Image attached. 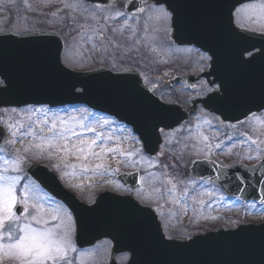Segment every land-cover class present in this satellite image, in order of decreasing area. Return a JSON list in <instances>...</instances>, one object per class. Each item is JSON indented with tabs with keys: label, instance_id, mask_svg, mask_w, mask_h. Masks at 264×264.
<instances>
[{
	"label": "water",
	"instance_id": "obj_1",
	"mask_svg": "<svg viewBox=\"0 0 264 264\" xmlns=\"http://www.w3.org/2000/svg\"><path fill=\"white\" fill-rule=\"evenodd\" d=\"M87 1L107 4L105 0ZM247 1L251 0H179L187 5L185 10L190 18L208 22L212 40L188 31L177 44H194L209 53L212 57L211 67L203 75L206 78L212 76L211 83L224 85L222 90L200 101L205 108L230 122L264 109L260 106L264 61L258 57L251 65L237 63L234 58L237 41L226 30L228 6H238ZM126 10L135 12L134 8L126 7ZM242 35L255 44L248 50L258 49L259 52L260 34L245 32ZM60 45L61 38L54 32L16 37L0 31V72L6 73L11 80V86L6 91H0V107L85 104L136 129L142 126V113L150 111L162 117L151 137V156L156 155L161 144L160 130L169 131L187 118V113L178 105L166 104L148 91L138 72L133 69L118 74L103 68L86 73L74 72L88 85L85 94L74 95L75 89L81 85L77 83L70 91L68 84L72 77L57 71L51 59V53ZM209 47L212 51L208 50ZM0 78L3 79V75ZM196 79L198 76L180 78L176 82L190 84ZM4 137L3 131L0 143ZM262 165L264 159L250 168L220 169L214 163L197 161L193 163L190 173L195 178H214L229 195L262 201ZM26 171L49 193L74 210L79 225L76 232L79 248L91 246L104 238L112 242L109 264H117L114 256L124 252L129 254L126 264H264V224L240 227L231 232L207 233L188 242L168 240L151 209L135 214L130 211V205L135 201L129 196L104 192L97 196L94 204L86 205L65 190L46 168L31 164L26 166ZM238 175L243 182L237 180ZM138 177L134 173L118 178L123 185L136 189L139 186L136 183ZM89 207L91 211H85ZM160 238H165L164 242Z\"/></svg>",
	"mask_w": 264,
	"mask_h": 264
},
{
	"label": "snow or ice",
	"instance_id": "obj_2",
	"mask_svg": "<svg viewBox=\"0 0 264 264\" xmlns=\"http://www.w3.org/2000/svg\"><path fill=\"white\" fill-rule=\"evenodd\" d=\"M106 3L109 0H105ZM112 5H115V0H110ZM65 8H70L73 11H79L84 15L85 20L91 19L97 22V27L91 28L92 33L101 41L104 39V34L107 32L106 22L117 18L123 19V24L119 29L113 28L112 31L118 32L125 28L131 30L129 39L136 35V28L129 21H139L143 16L146 25L148 21H157L163 25L165 33L162 43L168 45L169 50L182 51L175 47L177 41H182L185 33L193 31L198 33L201 38L212 40L211 32L209 31L208 22L203 19L190 18L186 12L187 5L181 4L179 0H127L125 7L134 8V13H128L116 9L113 13L104 15L105 24L99 23L100 17L98 12L107 11L99 5L90 7L83 3V0H76L74 3H66ZM245 9L258 10V14L253 18L249 17L245 21L241 17V12ZM86 14V15H85ZM52 15H55L53 13ZM62 19V18H61ZM264 21V0L259 3H242L239 6L232 4L228 6L226 30L230 32L233 38L237 41L234 58L241 65H251L259 57L264 61V28H260L261 22ZM245 23L250 26L245 27ZM251 25H256L252 27ZM84 29H88L89 25L84 24ZM260 28L261 39L259 41L260 48L258 53L250 52V47H255L254 43L248 42V37L242 35L245 32H256ZM99 29V31L97 30ZM175 34V39H173ZM16 37H31L32 32L24 29L17 30L12 33ZM83 35V33H82ZM87 39L91 41L92 35H88ZM110 44L116 48L121 47L119 43L108 38ZM145 42L150 43L157 39L156 36L151 38L145 37ZM59 43V41H58ZM141 40H136L135 44L139 45ZM130 49L125 48L127 53ZM209 51L212 48L209 47ZM152 52H157L155 45L151 48ZM247 54V55H245ZM201 60L208 61L212 57L207 54L202 55ZM57 71L72 77L68 84L71 91L77 83L81 86L75 89L74 95H83L88 91V85L84 80L74 75L77 61L73 53V46L65 41L60 47L51 53ZM3 79H0V91H6L11 86L9 76L0 72ZM224 85H219V89H223ZM208 91H213L211 88ZM260 106L264 108V80L260 82ZM7 112V110H4ZM11 112L20 117L13 121L9 117L6 125L10 140H5L6 144H15L19 142L22 145L21 149H17L15 155L8 158L7 154L0 155V264H75L77 260H81L84 256L89 255L90 249H81L77 246L75 233L78 230V221L74 216V210L63 202H55V207L49 205L45 209L43 201L45 196L39 192V185L34 182L24 183L27 179L25 176L22 179L21 173L28 164L33 162L47 161L50 167L60 173L61 178L66 174L63 169H81L83 173H88L90 170L89 161L102 160L105 155H119L121 157L139 156L140 164H147L152 167L159 163V157L165 155V146L161 145V151L157 152L155 157L149 155L152 151L151 137L156 132V124L161 122L162 117L156 113L145 111L141 115L142 126L139 129H128L121 125L119 131L128 132L126 140L134 141L137 147L133 151H125L120 146V138L117 142L109 146V142L113 141V136L105 135L97 131L98 127L109 126L116 123L113 120L103 117H97L94 113L89 112L85 108L69 111L64 109H51L46 106L34 107L26 106L22 109L12 108ZM251 119H259L255 114H251ZM219 120V118H216ZM246 119H249L246 117ZM209 123V121H205ZM223 124V121H219ZM240 123H244L241 121ZM264 123V121H262ZM235 127V125H229ZM4 131L0 128V134ZM161 131H163L161 129ZM139 132V135H135ZM93 133L92 136L86 135ZM246 139L240 141L241 144H246L249 141L256 145L258 155L264 157V149H261V142L254 139L252 136L244 134ZM20 137H31L32 142L24 144ZM196 143L191 145L193 154H200L207 150L211 152V146L208 143L209 137L202 132L194 137ZM232 138L229 137V140ZM99 141V143H98ZM171 143L166 137V144ZM188 146L185 145V148ZM217 149L221 148V144H216ZM5 149L0 147V153H5ZM69 157H74L79 163H70ZM182 158V157H181ZM253 158V157H248ZM56 161L55 163H51ZM197 161H193L196 163ZM135 163V162H134ZM264 166V165H262ZM221 167H228L223 165ZM165 171L162 174L147 173V177L151 181L159 180L160 176L166 177V184L162 182L161 188H155L151 191L159 194L158 198L168 196L172 203L181 206L185 210L188 207H199L201 210L205 207L211 208V204L207 203L204 197H215L216 193L210 190L207 185L211 182V178H201L198 183L196 180L185 181L176 180L174 177H169L167 169L168 164H164ZM93 174H111L110 169H106L103 163L95 164L91 169ZM102 170V171H97ZM73 175L76 173L73 172ZM237 180L240 182L242 178L238 175ZM145 177H140L136 182L140 186L137 191L136 201L130 205V211L135 213H143L146 209L152 208V202L143 194V182ZM23 184V187L18 185ZM178 185H184L183 190H178ZM243 191V189H240ZM224 197L221 196L222 200ZM50 199V198H49ZM191 201V205H189ZM90 201V204H94ZM155 211V209H152ZM91 211V207L85 209ZM54 213V214H53ZM165 238H160L164 242ZM166 239L170 240L171 237ZM78 255H75L77 254Z\"/></svg>",
	"mask_w": 264,
	"mask_h": 264
},
{
	"label": "rangeland",
	"instance_id": "obj_3",
	"mask_svg": "<svg viewBox=\"0 0 264 264\" xmlns=\"http://www.w3.org/2000/svg\"><path fill=\"white\" fill-rule=\"evenodd\" d=\"M74 2L76 0H0V28L9 29L13 33L24 29L31 32L46 29L54 30L62 36L63 42L67 41L69 45L73 46V53L77 61L75 70H92L102 66L113 72H120L130 67L136 68L140 70L145 84L151 90H154L160 99L167 103H177L183 109L189 108L194 100L203 98L210 92L204 79H201L191 88L179 85L170 86L169 81L180 74H200L208 70L209 60H201L200 57L204 54L189 46H175L182 49V51L178 52L169 50L168 45L162 43L165 33L163 30H158L163 29V25L160 22L148 21L146 25L143 16L140 17L138 22L130 20L129 23L133 24L136 28V35L132 39H129L131 30L128 28L123 29L122 32L118 31L114 33L112 31L113 28L119 29V26L123 24V19L109 20L106 22L108 30L104 34L103 41H101L91 31V28L97 27L96 21H92L91 19L85 20L84 15H81L79 11H73L70 8L64 7L66 3L70 4ZM126 2L127 0H115V5H112L111 2L109 6L103 7L99 5L107 10L97 13L98 17H100L99 23L105 24L103 16L113 13L116 9L124 11L123 4ZM83 3L90 7L97 6L85 3L84 0ZM53 13L55 15H52ZM257 14L258 10L245 9L241 12V17L247 21L249 17L254 18ZM84 24H88L89 28L84 29L82 27ZM248 26L250 25L245 23V27ZM251 26L256 27V25ZM260 28H264V21L261 22ZM260 28H258V31H260ZM97 30L99 31V29ZM88 35L93 36L91 41L87 39ZM153 35L157 39L146 43L144 38H151ZM109 37H112L121 47L116 48L112 46L108 39ZM136 40H141V43L136 45ZM154 45L157 48V52L151 51ZM125 48L130 50L125 53ZM212 89H217V87L213 86ZM80 108L82 107L67 109L74 111ZM5 109L7 112L4 111ZM5 109H1L0 111V125L6 131L7 140H10L11 136L8 134L6 125L3 122H7L9 117H12L13 121L20 119V117H16L11 112L12 108ZM91 113L93 112L91 111ZM94 114L97 117L108 118L95 112ZM255 116L259 117V119H251L249 116V119L243 120L244 123L220 125L215 115L209 114L198 105L195 114L187 122L175 130L162 135V145L165 146V155L159 157V163L152 167H149L147 164H140L138 155L132 157H121L118 154L105 155L102 160H91L88 162L90 165L88 173H83L79 168H65L63 171L66 174L61 178L60 173L54 171L50 167L49 162L41 161L33 163L43 165L55 172L66 189L88 204H90V201H94L98 193L103 191L130 194L136 199L137 191L140 188L131 191L129 188L123 187L116 178L121 172L140 171V177H145L142 185L143 194L151 200L152 208L158 213L163 225L164 234L167 237L186 240L199 232L213 230V228H218L222 225L223 227H233L244 222H263L264 205H252L246 211L247 214L245 216L239 215V211L241 212L242 208L240 203L235 200H227L217 189L214 190L212 188L213 185L208 184V188L212 191L214 190L216 193L215 197H204L206 204L210 203L212 205L211 208L205 207L201 210L199 207H195L194 210L190 206L185 210L181 206L172 203L168 196L158 198L159 194L151 191L155 188H161L162 182L164 186L170 187V185L166 184V177L161 175L159 180L151 181L148 179L147 173L162 174L165 171L163 165L168 164V176L187 183L192 180L189 177L188 169L194 158L205 157L216 160L224 165L244 160L241 157L248 158V153L254 152L251 155L253 158H248L247 160H257L261 156L257 153L256 145L250 141L246 144L240 143L241 140L246 139L244 134H247L257 139L258 142H261V149H264V123H262L264 121V111L255 114ZM205 121H209V123ZM121 125L116 122L109 126L98 127L97 131L113 136V141L109 142V146H112L113 143L117 142V138H120L121 148L125 151H133L137 145L134 141L124 139V137L128 136V132L119 131ZM229 125H235V127ZM201 132L209 137L208 143L214 151L208 155L203 152L204 154H194V157L191 154L189 157V154L192 152L191 145L196 143L194 137L198 136ZM86 135L92 136L93 133H87ZM166 137L171 143L166 144ZM229 137L232 139L229 140ZM20 139L24 141L25 145L32 142L31 137H20ZM224 139L226 140L223 141ZM216 144H221V150L215 147ZM185 145L188 147L185 148ZM180 146L189 150L185 153V157L183 148ZM225 146L230 149H225ZM0 147L6 150L5 153H0V155L7 154L8 158H11L15 155L17 149L22 148V145L19 142L15 144L5 143ZM219 150L221 152H217ZM229 152L233 156L232 159L228 154ZM55 162L52 161L51 163ZM69 162L79 163L74 157H69ZM97 163H103L106 169L112 170L111 174H93L91 169ZM73 172L76 174L73 175ZM21 175L23 179L26 176L25 171ZM30 181L34 182L27 177L24 183H29ZM18 187H23V184L18 185ZM183 187L184 185H178V190L182 191ZM39 192L46 197L43 201L46 210L49 205L55 207L53 201H58L51 198L40 188ZM221 196L224 197L222 200L220 199ZM188 203L191 205V201ZM110 247L111 243L108 240H102V242L97 243L94 247L89 248L91 250L90 254L84 256L81 260H77L75 264H107ZM75 255H78V253ZM115 259L118 263H124L127 261L128 255L121 254Z\"/></svg>",
	"mask_w": 264,
	"mask_h": 264
}]
</instances>
